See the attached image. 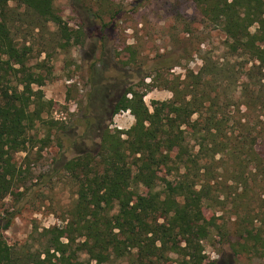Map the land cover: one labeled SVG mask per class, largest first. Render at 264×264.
<instances>
[{
  "label": "trees",
  "instance_id": "trees-1",
  "mask_svg": "<svg viewBox=\"0 0 264 264\" xmlns=\"http://www.w3.org/2000/svg\"><path fill=\"white\" fill-rule=\"evenodd\" d=\"M12 1L0 0V204L18 177L14 155L33 146V132L47 122L43 115L50 110L33 89L34 84L43 86L48 75L27 68L33 48L18 44L17 24L44 34L53 23L60 38L55 43L70 40L55 0H17L18 9L9 6ZM197 2L203 15L227 34V58L217 65L202 56L200 71H188L183 80L154 78L173 97L156 102L153 112L144 102L146 92L131 86L111 98L109 86L95 85L93 107L98 102L103 109L102 103H108L114 116L130 110L136 123L127 138L96 125L98 152L84 151L65 163L61 171L74 183L76 199L64 226L42 232L35 228L26 243L10 245L3 231L16 215L0 217V264H231L232 257L243 253L264 257V200L258 212L251 206L257 175L264 172L258 149L264 130L248 119L237 120L232 110L244 109L245 116L259 110L264 117V0ZM232 58L241 62L232 64ZM45 66L43 62L37 69ZM94 67L96 78L101 69ZM93 127L88 122L87 131ZM162 171L176 180L158 190L157 173ZM228 205L237 240L230 244L228 261H209L204 241L215 229L228 230L204 211ZM32 242L40 248L33 250Z\"/></svg>",
  "mask_w": 264,
  "mask_h": 264
},
{
  "label": "rangeland",
  "instance_id": "rangeland-1",
  "mask_svg": "<svg viewBox=\"0 0 264 264\" xmlns=\"http://www.w3.org/2000/svg\"><path fill=\"white\" fill-rule=\"evenodd\" d=\"M9 6L18 9L19 3L14 0ZM54 7L68 25L70 40L61 39V45H57L54 40L60 38L54 34L57 27L53 23L44 34L18 23L19 31L15 33L20 46L33 48L27 68L48 75L43 86L34 84L33 89L48 103L50 110L43 115L47 122L40 123L33 132L36 136L33 146L29 144L26 151L14 155L18 177L11 193L0 204V217L8 213L16 215L11 226L3 231L10 245L26 243L35 228L42 232L44 228L65 225L63 221L76 196L74 183L61 170L81 152H98L100 135L96 125L121 131L123 138H127L125 133L136 123L130 110L114 116L109 114L108 103H102L103 109L98 102L93 107L90 97L95 85L109 86L111 98L131 86L141 94L146 92L144 102L153 112L156 102L173 97L172 92L164 89L161 81L155 83L154 78L162 75L170 80L177 77L183 80L188 71H200L202 56L217 65L228 56L227 34L203 15L197 0H55ZM82 24L87 26L86 30H81ZM255 31L254 25L251 32ZM232 60V64L241 62L236 58ZM43 62L45 68L37 69ZM162 62L166 63L158 71ZM171 62L177 66L170 67ZM93 67L101 69L96 78L92 74ZM148 84L153 85L150 90ZM232 110L237 120L248 119L251 126L264 130V117L259 110L249 116H245L244 109ZM88 122L95 127L90 132ZM258 149L264 158V142ZM157 174L158 190L176 180L165 171ZM257 176L256 196L251 202L256 212L264 200V172ZM147 192L142 189L143 194ZM221 208L204 211L208 219L225 224L228 230L227 234L215 229L204 241L209 261H228L230 244L237 240L232 230L234 213L230 205ZM30 246L33 250L40 248L39 242H32ZM83 258L88 259L85 255ZM116 264L127 262L121 260ZM231 264H264V257L243 253L232 257Z\"/></svg>",
  "mask_w": 264,
  "mask_h": 264
}]
</instances>
